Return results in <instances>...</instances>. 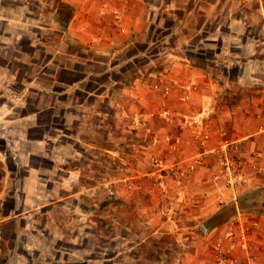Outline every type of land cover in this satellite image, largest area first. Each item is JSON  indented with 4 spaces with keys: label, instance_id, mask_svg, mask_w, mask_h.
Instances as JSON below:
<instances>
[{
    "label": "crops",
    "instance_id": "obj_1",
    "mask_svg": "<svg viewBox=\"0 0 264 264\" xmlns=\"http://www.w3.org/2000/svg\"><path fill=\"white\" fill-rule=\"evenodd\" d=\"M51 3L50 22L0 5V43L10 49L9 65L0 66L3 93L18 97L0 102L16 161L5 170L6 178L13 177L0 193V253L9 252L4 262L168 264L139 259L157 250L172 258L178 251L165 242L157 246L159 240L194 229H175L172 217L160 215L168 205L151 182L138 190L124 184L130 174L150 172L151 153L166 152L133 123L143 118L162 138H180L173 160L187 161L201 151L203 127L212 146L230 139L250 158L263 152L264 0ZM45 31L51 34L47 40L38 36ZM24 40L31 51L22 48ZM11 63L27 72L11 71ZM10 78L20 91L9 85ZM157 86L171 94L164 96ZM186 118L199 128L188 127ZM14 125L20 128L13 131ZM216 169L207 162L183 180L181 190L173 184L184 209L180 220L207 218L202 226L215 243L239 227L252 229L251 248L263 249L264 257V190L243 196L241 205L251 210L240 213L238 203V211L229 213L237 195L212 183ZM108 220L115 222V234L102 229ZM99 237L116 239L111 256L108 246L93 245ZM189 238L181 236V254H189ZM197 248L199 255L203 247Z\"/></svg>",
    "mask_w": 264,
    "mask_h": 264
},
{
    "label": "rangeland",
    "instance_id": "obj_2",
    "mask_svg": "<svg viewBox=\"0 0 264 264\" xmlns=\"http://www.w3.org/2000/svg\"><path fill=\"white\" fill-rule=\"evenodd\" d=\"M39 1L40 3H42L40 4L41 6H39ZM50 4H52L51 0H0V5L4 6L6 9L11 10L14 8H18V9H14L15 13H17L18 15H21L20 12L24 11V9H27L25 10V12L28 11V13H31L33 16H36V17L38 15L39 16L43 15L42 19L44 21L47 20L48 22H50L52 18V15H51L52 8L48 6ZM21 5H23L22 10H21V7H22ZM38 36H41L47 40L51 36V34L48 31H45V32L39 33ZM22 48L24 50L31 51V47L28 46V42L26 40H24ZM9 52H10V49L7 48L4 44L0 43V66L5 67L9 65L6 61L8 58L7 53ZM37 55L43 56L41 51H37ZM10 69L11 71L18 69L19 73L21 72L22 74L27 72V69L25 68V66H22L16 63H11ZM2 79L3 78L0 77V91L2 90V93L0 92V102H4L5 104L6 103L11 104L12 100L10 101V99L12 98L10 97H13L14 100L17 101L16 98L18 97L16 94H13L12 96H7L5 95V93H3V91L6 89V85L4 84V80ZM10 81H11L10 84L9 83L8 84L11 85L16 91H20V85L17 83V81L16 80L13 81V79L11 78H10ZM13 109H14L13 113L18 112L19 110L17 109L16 111V106L15 108L13 107ZM173 114H175V116L180 117V115L176 113H173ZM4 116H5V113L3 111H0V118H1V123H2V124L0 123V193L1 194L4 193L3 186H4L5 179L7 181L10 179L12 180V177H13V174H7V178H6L5 170L9 167L13 168L14 163H16L15 160L11 159L10 147H11L12 142L10 141L11 138L5 135L6 131H8L10 127H6L3 124ZM181 118L184 119L185 117L181 115ZM185 121L188 127L194 128V129L199 128V126L189 125L187 122V118L185 119ZM133 126H135L138 129L144 130L143 132L151 134L155 142L158 143L157 149L164 150V147H165L166 152L163 151V153L162 152L158 153V151H154V153H151V155L148 158H146V164L149 165V167L151 168L150 172H145L138 176H133L132 174H130L125 180L124 184L127 186L129 190H132V189L138 190L140 189L139 187L142 186L144 181L151 182L152 186L155 187V189L159 192V194L161 193L159 196H161L162 202H166L168 205V206L165 205L167 207H161L159 211L160 215L163 218L172 217V219H174L176 223L175 229H178V227L182 225H186L189 228L193 227L194 232L192 234L193 236L195 235L194 237H192V234H181V235L174 234L171 236H167V238H162V240H159V243H157V246H163V242H165L166 246L167 245L172 246V248H174V250H177L178 253L172 255V258H170L171 255H167V254L164 255L159 252L160 250H157V252L153 254L152 253L149 254L146 251L145 253L141 255L142 257L141 259H139V262H148V261H153L156 259L157 261H166V263L168 264H200V263L201 264H216V251H215V248L212 249V245L213 243H215L214 238L212 236L206 235L208 231L205 227L203 228L202 226V223H207L205 222L207 218L199 219L198 221H194V222H186V223L182 222L180 218L183 215L182 212L184 209L181 207L179 203L180 193L174 191L173 184L176 183L178 185V189L181 190L182 184L184 183L183 180H185V178L192 177L195 174V172H197V169L199 166L205 165L207 162L212 161L216 163V166H217V169L214 171V173L211 176L212 183L221 185L223 190L226 192L229 190H232L237 195V204L239 203V206H240L239 208H241V206L243 207L244 205H241L239 201L240 197H243L246 195L247 196L253 195L255 192L264 190V186L255 185L256 180L258 179H261L264 181V175L260 174L259 171L252 170V169H246V171L243 173L241 177H238V179H235L232 181L233 186L231 187V185L229 184V179L221 174L223 166L220 162L218 155L214 152V150L219 148L220 144L217 146H212L211 145L213 141L212 138L208 141L202 140V135L204 131H208V129H206L205 127H203V129L200 130L198 133V141H199L198 144H199V147H201V151H199V153H197L196 155H193L192 158L185 161L179 157L173 160V157H172L179 153L181 145L178 148V150H174L170 146L169 141L173 142L176 139H180V138L174 137V136H168V137L162 138L159 134L153 131L152 127H151V130L146 127H137L135 125V122L133 123ZM11 128L14 131L15 129L16 130L19 129L20 126L14 125ZM159 143L165 146H159L160 145ZM181 144H182V141H181ZM237 145H238V152H237L238 157L242 158L243 160L245 159L250 160V156H245L242 154L239 143H237ZM206 150L207 152L205 153ZM258 153L259 152H255L252 154H258ZM155 158L163 160L166 167L172 169V175L170 177H167L166 175H164L165 171H162L154 164L153 160ZM260 163L263 164V161H260ZM182 171H185V174L181 176L178 172H182ZM219 175L221 177L217 178V176ZM112 192H113V196L112 195L110 196L115 199L116 191L112 190ZM252 198H257V197H252ZM227 205L229 204L224 205V207ZM254 207H256V209H260V208H257V206H254ZM245 209L251 210L250 208H247V207H245ZM241 211L242 210L239 209L240 213H242ZM113 212H115V210ZM107 223L108 224L106 226L103 224V228H102V224L97 223L99 225L97 226L96 224L97 227L95 226V229L100 230L102 228L103 230H105L106 233L108 232L110 235L115 234V231H116V225L114 224L115 222L112 223L110 220H108ZM191 230L192 228L189 229L188 231L191 232ZM181 236L186 237V238L188 236L190 237L188 240V244H189V248H188L189 254L188 255L181 254V248H179V246L182 244ZM184 239L185 238H183V242H186ZM1 241H2V244H1L2 248H5L4 239H2ZM115 242H116L115 238L108 237L105 240L99 237V239L96 238V240L93 242V245L99 246V247L103 245L108 246L109 247L108 249L110 251L108 256H111L113 252L117 249ZM199 245L202 246L204 250L199 248L200 253L199 255H197L196 251ZM262 250L263 249L253 248L251 253L249 254H247L244 251L238 252L236 255L239 258V264H264V257L262 254L263 253ZM203 251L205 252L204 254H203ZM8 256H9V252L0 253V264H7L4 262V258ZM166 256L168 257L170 256L169 257L170 259L169 258L166 259ZM131 257L132 256L129 255L128 259L130 260V262L133 261V257L132 258ZM201 260H203V262H201Z\"/></svg>",
    "mask_w": 264,
    "mask_h": 264
},
{
    "label": "built area",
    "instance_id": "obj_3",
    "mask_svg": "<svg viewBox=\"0 0 264 264\" xmlns=\"http://www.w3.org/2000/svg\"><path fill=\"white\" fill-rule=\"evenodd\" d=\"M155 89L162 92L164 96H169L171 94L168 88L161 89L160 86H157ZM185 98L188 99V96H185ZM188 124L191 126L200 125L196 121H193L192 118L190 119ZM135 125L137 127H146L151 130L150 123L148 121H145L143 118H139L138 120H136ZM211 138V133L209 131H204L202 135V140L208 141ZM169 143L174 150H178L181 145V140L176 139L173 142L169 141ZM206 152L207 150L205 151V153ZM214 152L218 155L220 162L223 166L221 174L229 179V184L231 185V187L233 186L232 181L238 179V177H241L246 171V169L256 170L259 171L260 174L264 175V151L259 152L258 154H253L250 160H243L237 155V142L232 141L230 139H225L220 144L219 148L214 150ZM260 161H263V164L260 163ZM153 162L159 169L165 171L164 175H166L167 177H170L172 175V169L166 167L163 160L155 158ZM178 173L182 176L185 174V171ZM220 177V175L217 176V178ZM239 229L240 231L238 233L229 232L223 240L216 242L214 246L216 251V264H239V258L236 255L238 252L244 251L247 254L251 253V244L253 237L251 231L252 229L250 230L246 227H239Z\"/></svg>",
    "mask_w": 264,
    "mask_h": 264
},
{
    "label": "trees",
    "instance_id": "obj_4",
    "mask_svg": "<svg viewBox=\"0 0 264 264\" xmlns=\"http://www.w3.org/2000/svg\"><path fill=\"white\" fill-rule=\"evenodd\" d=\"M244 199H245V197H240V199H239L240 203H242ZM230 208H231V211H229V213L236 211V210L238 209V207H237V203H236V204H233L232 206H230ZM240 209H241L242 211H246L245 207H241ZM260 210H264V203H263V205H262V207H261ZM226 213H227V212H226ZM229 213H228V214H229ZM226 215H227V214H226ZM227 216H228V215H227ZM222 218H223V217H222ZM223 219H224V218H223Z\"/></svg>",
    "mask_w": 264,
    "mask_h": 264
},
{
    "label": "water",
    "instance_id": "obj_5",
    "mask_svg": "<svg viewBox=\"0 0 264 264\" xmlns=\"http://www.w3.org/2000/svg\"><path fill=\"white\" fill-rule=\"evenodd\" d=\"M205 227H207L206 225H204Z\"/></svg>",
    "mask_w": 264,
    "mask_h": 264
}]
</instances>
